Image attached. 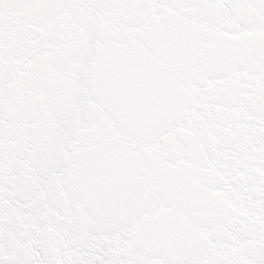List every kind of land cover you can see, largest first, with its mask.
<instances>
[{
    "label": "snow or ice",
    "instance_id": "snow-or-ice-1",
    "mask_svg": "<svg viewBox=\"0 0 264 264\" xmlns=\"http://www.w3.org/2000/svg\"><path fill=\"white\" fill-rule=\"evenodd\" d=\"M0 264H264V0H0Z\"/></svg>",
    "mask_w": 264,
    "mask_h": 264
}]
</instances>
